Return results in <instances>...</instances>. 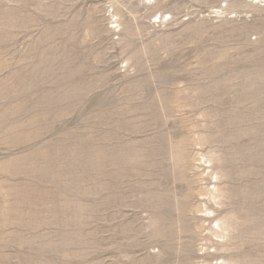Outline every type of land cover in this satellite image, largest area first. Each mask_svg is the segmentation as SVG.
Instances as JSON below:
<instances>
[{"label":"rangeland","instance_id":"374dc122","mask_svg":"<svg viewBox=\"0 0 264 264\" xmlns=\"http://www.w3.org/2000/svg\"><path fill=\"white\" fill-rule=\"evenodd\" d=\"M221 261L264 264V0H0V264Z\"/></svg>","mask_w":264,"mask_h":264},{"label":"bare ground","instance_id":"6f19581e","mask_svg":"<svg viewBox=\"0 0 264 264\" xmlns=\"http://www.w3.org/2000/svg\"><path fill=\"white\" fill-rule=\"evenodd\" d=\"M160 18L162 19L163 16H162V17L160 16ZM200 162H201V161H200ZM204 169H205V166H204ZM204 169H203V170H204ZM205 170H207V169H205ZM208 170H210V169H208ZM203 172H204V171H203ZM206 172H207V171H206ZM206 172H205V173H206ZM211 172H212V171H211ZM214 175H215V174H214ZM214 175H213V176H214ZM210 176H211V174H210ZM213 176H212V177H213ZM211 180H212V179H211ZM214 187H215V186H214ZM207 188H208V187H207ZM207 191H208V195H212V191H213V190H210V189L208 188ZM213 196H214V195H212V197H213ZM212 199H213V198H212ZM210 213H211V212H210ZM209 215H210V214H209ZM206 216H208V215H206ZM209 218H210V216H209ZM206 219H207V218H206ZM208 220H209V219H208ZM211 221H212V219H211ZM213 223H215V224L213 225ZM219 226H220V225L218 224V221L213 220V221H212V226L209 227V232H210L212 235H214L215 237H219V236H217V234L215 233V228H216V230H217V229H220ZM220 232H221V231H220ZM214 264H226V262H225V261H221L220 263H217V262H216V263H214Z\"/></svg>","mask_w":264,"mask_h":264}]
</instances>
